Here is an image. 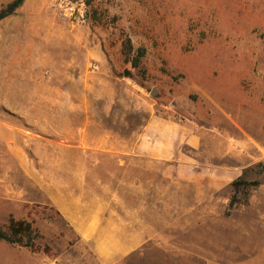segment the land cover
I'll list each match as a JSON object with an SVG mask.
<instances>
[{"label": "rangeland", "instance_id": "374dc122", "mask_svg": "<svg viewBox=\"0 0 264 264\" xmlns=\"http://www.w3.org/2000/svg\"><path fill=\"white\" fill-rule=\"evenodd\" d=\"M10 1L0 0V9ZM83 1H90L84 3L86 16L80 23L88 26L89 48H101L108 60L101 76L86 77V105L97 117L101 112L104 128L130 135L150 115L159 114L182 121L201 138L199 148L184 145L182 149L194 157L189 170L205 173L201 184L214 186L212 200L202 195L211 208L199 211L198 224L187 223L191 219L184 208L180 225L162 227V234L170 236L174 246L197 248L199 256L157 261L205 264L202 253L220 254L226 245H237L240 233L235 221L264 218V0ZM15 23V17L0 23V51L9 42H21L14 35L7 36L6 27ZM128 39L135 48L130 54L124 53ZM138 47L146 53L135 67L129 59ZM70 84L72 92L82 90L78 78ZM96 133L90 129L88 137ZM88 154L108 153L90 148ZM114 164L101 161L99 171L88 176L95 191H103L102 181ZM176 174L177 169L168 171V185L174 181L171 187L180 185L182 193L167 195L194 201L198 183L186 177L179 182ZM239 178L260 183L235 185ZM114 190L112 200H118L119 194L124 200L132 199L129 189L115 186ZM151 190L148 199L158 201L153 186ZM232 198L237 202L228 212ZM11 216L33 221L39 234L37 244L51 249L34 252L0 240V264H99L88 245L78 241L48 203L30 208L0 195V228L8 226ZM135 260L142 264L141 257Z\"/></svg>", "mask_w": 264, "mask_h": 264}, {"label": "crops", "instance_id": "0c3cea01", "mask_svg": "<svg viewBox=\"0 0 264 264\" xmlns=\"http://www.w3.org/2000/svg\"><path fill=\"white\" fill-rule=\"evenodd\" d=\"M10 17L16 23L6 27L7 36L21 42L0 51V195L30 208L48 203L99 264H138L139 257L142 264H161L157 259L199 256L197 248L174 246L162 234V227L182 223L184 208L191 225L199 223V211L211 208L202 195L212 200L214 186L201 184L205 173L189 170L194 157L182 149L199 148V134L159 114L130 135L109 132L101 112L97 117L86 105V77L101 76L108 66L101 48H89L88 26L61 17L56 0H25L0 23ZM92 60H98L96 67ZM77 78L82 90L72 92L70 83ZM90 129L98 134L88 137ZM90 148L108 154L92 156ZM101 161L115 164L100 193L88 176L99 171ZM175 169V180L198 183L194 201L167 195L183 190L171 187L174 181L168 185V171ZM115 186L129 189L132 199L119 194L112 200ZM152 186L158 201L147 197ZM234 227L240 233L237 245H226L220 254L202 253L205 264H264V218H241Z\"/></svg>", "mask_w": 264, "mask_h": 264}, {"label": "trees", "instance_id": "16d2710c", "mask_svg": "<svg viewBox=\"0 0 264 264\" xmlns=\"http://www.w3.org/2000/svg\"><path fill=\"white\" fill-rule=\"evenodd\" d=\"M25 0H11L4 7L0 9V21L8 16L14 15L17 9L24 3ZM135 48L130 39L127 40V43L124 48V53L130 54L134 52ZM146 53L144 47H138L137 51L129 59L132 62V65L137 67L140 65L143 56ZM236 184H241L245 186H257L260 181L259 179L253 181H247L242 178H239L233 182ZM237 200L232 198L229 203V210L236 205ZM39 236L37 228L34 226L33 221L22 218L17 219L14 216H11L9 219L8 226L6 228H0V240H5L11 244L18 246L26 247L31 251H40L49 252L51 247L45 245L43 248L37 244L36 239Z\"/></svg>", "mask_w": 264, "mask_h": 264}, {"label": "built area", "instance_id": "2783aa9c", "mask_svg": "<svg viewBox=\"0 0 264 264\" xmlns=\"http://www.w3.org/2000/svg\"><path fill=\"white\" fill-rule=\"evenodd\" d=\"M86 2H82V0H56V6L65 20L72 23H81L84 22L86 16L84 8Z\"/></svg>", "mask_w": 264, "mask_h": 264}, {"label": "water", "instance_id": "95a60500", "mask_svg": "<svg viewBox=\"0 0 264 264\" xmlns=\"http://www.w3.org/2000/svg\"><path fill=\"white\" fill-rule=\"evenodd\" d=\"M90 1H87V3H89ZM125 73H127V71L125 72ZM153 93H155V92H153Z\"/></svg>", "mask_w": 264, "mask_h": 264}, {"label": "bare ground", "instance_id": "6f19581e", "mask_svg": "<svg viewBox=\"0 0 264 264\" xmlns=\"http://www.w3.org/2000/svg\"><path fill=\"white\" fill-rule=\"evenodd\" d=\"M3 69V68H2ZM6 77V76H5ZM7 78V77H6Z\"/></svg>", "mask_w": 264, "mask_h": 264}]
</instances>
